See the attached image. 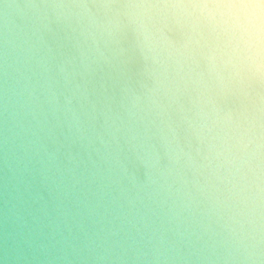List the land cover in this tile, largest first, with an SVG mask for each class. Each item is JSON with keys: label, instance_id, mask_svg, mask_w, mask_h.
Listing matches in <instances>:
<instances>
[{"label": "water", "instance_id": "1", "mask_svg": "<svg viewBox=\"0 0 264 264\" xmlns=\"http://www.w3.org/2000/svg\"><path fill=\"white\" fill-rule=\"evenodd\" d=\"M264 0H0V264H264Z\"/></svg>", "mask_w": 264, "mask_h": 264}, {"label": "snow or ice", "instance_id": "2", "mask_svg": "<svg viewBox=\"0 0 264 264\" xmlns=\"http://www.w3.org/2000/svg\"><path fill=\"white\" fill-rule=\"evenodd\" d=\"M261 164L264 165V145L261 146Z\"/></svg>", "mask_w": 264, "mask_h": 264}]
</instances>
